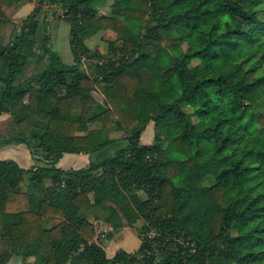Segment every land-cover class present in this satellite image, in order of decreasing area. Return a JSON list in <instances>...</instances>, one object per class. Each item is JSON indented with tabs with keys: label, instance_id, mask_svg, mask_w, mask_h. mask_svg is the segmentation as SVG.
Masks as SVG:
<instances>
[{
	"label": "trees",
	"instance_id": "trees-1",
	"mask_svg": "<svg viewBox=\"0 0 264 264\" xmlns=\"http://www.w3.org/2000/svg\"><path fill=\"white\" fill-rule=\"evenodd\" d=\"M12 1L0 0V8ZM37 4L62 10L72 59L63 62L48 35L35 38L32 13L0 43V114L15 127L0 145L23 144L39 162L23 169L0 159V264L10 257L21 264H264V117L252 111L264 99V17L255 9L264 0H112L103 14L102 0ZM137 24L142 31L131 40L129 25ZM98 30H112L120 42L110 46L116 58L94 64L89 75L79 55ZM159 41L169 55L164 64L153 55ZM37 48L46 64L24 77ZM97 77L106 81L101 101L92 95ZM165 81L176 91L168 99ZM148 123L152 140L140 143ZM111 126L125 137H106ZM90 137L98 139V158L78 169L55 166ZM94 206L111 226L117 211L127 226L140 219V231L154 234L139 233L134 250L107 257L88 220Z\"/></svg>",
	"mask_w": 264,
	"mask_h": 264
},
{
	"label": "rangeland",
	"instance_id": "rangeland-1",
	"mask_svg": "<svg viewBox=\"0 0 264 264\" xmlns=\"http://www.w3.org/2000/svg\"><path fill=\"white\" fill-rule=\"evenodd\" d=\"M112 0H102V4L98 7L97 14L106 13L110 7V3ZM38 0H13L12 3L8 5L2 6L0 17L3 20L0 23V43L6 44L10 41V38L14 31H18L19 25L26 16L28 17L31 13L35 15L36 18V31L35 38L39 39L43 35H48V45L54 50L60 57L63 62H70L72 59L69 46H68V25L62 15V10L58 6L54 5H45V4H37ZM37 5L39 7L38 12L32 11L33 7ZM255 9L258 11V16L261 18L264 17V9L263 5H257ZM142 31L141 27L137 25H129V37L131 40H136L140 32ZM115 33L112 30H98L93 34L87 36L84 39V43L88 47L89 52L80 53L79 61L80 68H82L85 72L91 75V69L94 64H100L104 60L116 58L117 54L114 55L111 52L112 46H117L119 44V39L115 37ZM111 46V47H110ZM182 49L185 47L184 44L181 45ZM153 55L158 64H164L168 61L169 55L163 47L161 46V41H159L153 47ZM35 55L27 58L24 68V77L31 76L32 73L36 72L46 64V55L39 58L41 52L40 49L37 48L35 50ZM194 60L190 62V64H194ZM1 59H0V68H1ZM106 81L97 77V81H95L94 88L92 90V95L95 97L97 101L102 100L101 89L105 85ZM161 94L165 98H170L176 95V91L172 87L169 81H165L162 84ZM43 96L37 95V105L38 109L42 106ZM140 105L142 107H151V103L146 98H141ZM184 111H188V107H183ZM252 111L256 114L264 117V99L259 98L252 104ZM0 118V140L7 139L15 134V127L13 124L12 116L7 113ZM190 123L193 122L192 117H188ZM89 128L97 127L96 124H89ZM104 134L108 138H119L123 139L126 135L125 132H118L114 127H108ZM153 127L151 123H148L144 130L141 132L139 137L140 143H150L153 137ZM264 136V134H263ZM119 145H123V141ZM9 149V147H4V145H0V150ZM114 146H111L108 149V155H111ZM82 154H88L87 163L90 160H95L99 157L101 149L99 148L98 139L96 137H90L88 139V144L85 146H80L78 148ZM37 163L36 161H33ZM86 163V164H87ZM39 164V162L37 163ZM85 164V165H86ZM80 168V167H79ZM71 169V168H67ZM78 169V168H73ZM46 183V182H45ZM27 180L26 176L23 175V180L20 183L21 190L26 189ZM60 197V196H59ZM51 200L54 201L58 205H62L65 202V199L60 197L53 196ZM108 207H112L108 204ZM93 210V211H92ZM92 210L87 214L88 218H91L94 222L98 221V224L101 223L102 229H105L102 232H98L97 241L100 245L105 246V251L107 256H111L114 248H122L125 251L134 250L138 243V235L145 237V239H150L154 231L148 230L146 233H142L140 231L143 222L138 219L133 222L132 225L127 226L125 221L121 218L119 213L116 211L115 218L119 221L116 226H111L108 223L103 221V217L106 214V210L101 209L100 207H92ZM134 210L138 211V207L134 206ZM52 222L50 220H45L44 224L46 226L50 225ZM101 231V230H100ZM114 233V234H113ZM111 240L106 243V241ZM26 261H32L31 258L26 259ZM6 264H21V259L18 257H10V259L6 262Z\"/></svg>",
	"mask_w": 264,
	"mask_h": 264
},
{
	"label": "crops",
	"instance_id": "crops-1",
	"mask_svg": "<svg viewBox=\"0 0 264 264\" xmlns=\"http://www.w3.org/2000/svg\"><path fill=\"white\" fill-rule=\"evenodd\" d=\"M4 115L6 114H0V118L1 119L4 118L3 117ZM1 145H4V147H9V149L0 150V159H11L19 167L23 169H27L30 166L34 165V162H33L34 160H32L28 150L25 148L23 144L7 143V144H1ZM78 148L79 147H73L69 153L62 154V156L55 163V166L60 169H67V168L73 169V168H79V167L85 166L89 155L82 154V152H80ZM88 220L94 224L95 234L98 232H102L106 228H108V226H106L105 229H102L101 223L98 224V221L94 222L91 218H88ZM95 240H97V234L95 235ZM110 240H111V237L109 238L108 241H106V243L109 242ZM103 245H100V246L103 248L105 255L107 256L106 251H105V246ZM116 249H119V247L114 248L113 252ZM107 257H110V256H107Z\"/></svg>",
	"mask_w": 264,
	"mask_h": 264
}]
</instances>
